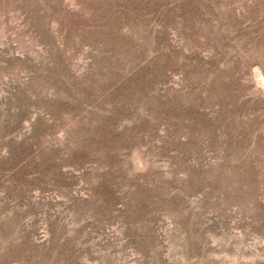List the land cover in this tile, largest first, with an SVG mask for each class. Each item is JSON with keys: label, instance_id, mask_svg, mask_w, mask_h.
Listing matches in <instances>:
<instances>
[{"label": "rangeland", "instance_id": "374dc122", "mask_svg": "<svg viewBox=\"0 0 264 264\" xmlns=\"http://www.w3.org/2000/svg\"><path fill=\"white\" fill-rule=\"evenodd\" d=\"M0 264H264V0H0Z\"/></svg>", "mask_w": 264, "mask_h": 264}]
</instances>
